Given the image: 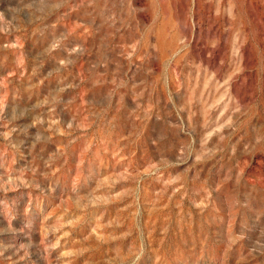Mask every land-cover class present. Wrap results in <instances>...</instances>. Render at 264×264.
I'll return each instance as SVG.
<instances>
[{"label":"rangeland","instance_id":"1","mask_svg":"<svg viewBox=\"0 0 264 264\" xmlns=\"http://www.w3.org/2000/svg\"><path fill=\"white\" fill-rule=\"evenodd\" d=\"M0 264H264V0H0Z\"/></svg>","mask_w":264,"mask_h":264}]
</instances>
